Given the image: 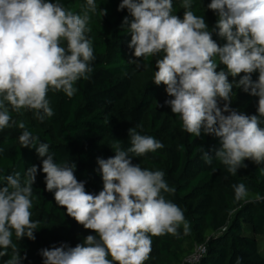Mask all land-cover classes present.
<instances>
[{"label": "clouds", "instance_id": "9594fccd", "mask_svg": "<svg viewBox=\"0 0 264 264\" xmlns=\"http://www.w3.org/2000/svg\"><path fill=\"white\" fill-rule=\"evenodd\" d=\"M181 6L183 19L172 14V0H121L117 10L126 8L132 18L126 16L122 27L131 34L128 47L134 49V62L164 53L156 60L153 82L166 86L170 99L165 104L180 116L183 128L195 137L203 133L219 138L214 157L201 146L203 161L211 165L216 159L235 176L238 169L247 168L245 160L264 163V0H211L207 8L218 16L212 30L191 10L192 0H182ZM96 10L95 0H86L82 15L50 0H0V131L13 126L22 130L20 145L35 148L43 158L46 191L69 217L97 234L75 247L62 243L42 249L43 264H144L152 251L151 236L177 235L181 225L188 231L182 210L165 198L164 193H175L165 173L132 162L133 157L163 147L154 137L138 132L141 125L128 130L126 150L117 141L114 156L97 157L103 189L92 194L76 178L74 163L56 162L47 142H41L23 121L12 120L9 108L16 113L35 110L40 121L54 116L48 93L63 91L72 97L76 82L89 79L95 57L86 34L91 31L89 13ZM101 13L107 15V9ZM213 32L226 41L222 46L212 38ZM61 40L67 41L66 48L60 46ZM219 64L227 71H217ZM241 73L238 81L229 82V76ZM234 86L258 97L257 114L230 107ZM37 172L33 165L23 177L19 172L3 177L0 257L11 249L4 264L26 259L13 242V233L17 240L36 238L39 221L31 219V209ZM233 188L237 201L247 200L244 183ZM236 264H241L240 258Z\"/></svg>", "mask_w": 264, "mask_h": 264}, {"label": "trees", "instance_id": "16d2710c", "mask_svg": "<svg viewBox=\"0 0 264 264\" xmlns=\"http://www.w3.org/2000/svg\"><path fill=\"white\" fill-rule=\"evenodd\" d=\"M50 2H59L81 15L86 8V0ZM120 2L95 0L97 10L89 13L91 31L86 35L95 57L89 79L76 82L77 91L72 97L63 91L48 93L54 116L40 121L36 119L35 110L21 109L16 113L9 108L12 120L17 124L23 121L41 142H47L56 162L74 163L76 178L84 181L86 191L92 194L103 189L97 157L114 156L117 141L126 150L130 147L128 130L141 125L136 130L154 137L163 147L144 157H133L132 162L141 168L165 173L164 179L175 188L174 194L164 193L165 198L182 210L188 223L187 233L181 225L177 235L151 236L152 251L144 264H236L237 258L241 264H264V251L255 237L264 234V163L258 165L245 160L247 168L238 169L233 176L218 160L213 159L211 165L203 161L201 146L214 157L215 149L220 147L219 138L203 133L200 137L189 134L180 116L173 114L165 104L170 99L166 86L153 82L158 70L155 63L163 58V52L148 60L133 61L137 58L133 55L134 49L128 47L131 34L127 26L122 27L126 16L129 20L132 18L126 8L117 10ZM209 3L211 0H192L191 10L202 16L212 30L218 16L207 8ZM172 5V14L183 19L182 0H172ZM101 9H107V15L103 16ZM212 38L221 46L226 42L216 32L212 33ZM60 46L66 48L67 41L61 40ZM221 69L227 71L225 65L219 64L217 71ZM243 75L229 76V82L234 83ZM257 78L258 72L253 73L252 79ZM233 93L232 109L247 115L257 114L258 97L235 86ZM21 131L17 126L0 131V148L3 149L0 186L6 183L3 177L17 172L23 177L29 167H38L31 209V219L39 221L34 233L36 238L17 240L13 233V242L18 245L21 256L26 255L21 264H43L42 249L59 247L62 243L75 247L83 244L86 236L97 234L69 217L66 209L56 204L53 193L46 191L43 158L35 148L20 145ZM239 183H244L248 189L246 201L234 198L233 185ZM197 246H204L205 252L199 262H189L190 253ZM8 252V256L0 257V264L9 259L11 249ZM108 259L111 260V256Z\"/></svg>", "mask_w": 264, "mask_h": 264}, {"label": "built area", "instance_id": "2783aa9c", "mask_svg": "<svg viewBox=\"0 0 264 264\" xmlns=\"http://www.w3.org/2000/svg\"><path fill=\"white\" fill-rule=\"evenodd\" d=\"M195 250V254L188 258L189 262H199L203 256V253L205 252V247L197 246Z\"/></svg>", "mask_w": 264, "mask_h": 264}, {"label": "rangeland", "instance_id": "374dc122", "mask_svg": "<svg viewBox=\"0 0 264 264\" xmlns=\"http://www.w3.org/2000/svg\"><path fill=\"white\" fill-rule=\"evenodd\" d=\"M250 235H253V234H250ZM256 239L258 240V243H259V247L262 251H264V234L263 235H256L255 236ZM187 249H189V246H186ZM196 251V250H195ZM195 251H192L190 253V256L189 257H192L194 254H195Z\"/></svg>", "mask_w": 264, "mask_h": 264}]
</instances>
